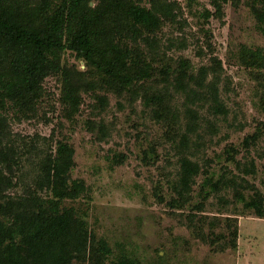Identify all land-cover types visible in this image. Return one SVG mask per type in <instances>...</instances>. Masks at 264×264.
<instances>
[{
	"label": "trees",
	"instance_id": "16d2710c",
	"mask_svg": "<svg viewBox=\"0 0 264 264\" xmlns=\"http://www.w3.org/2000/svg\"><path fill=\"white\" fill-rule=\"evenodd\" d=\"M260 1L263 6L255 7L254 14L264 30V0ZM229 2L211 0L213 10H194L190 1L189 13L198 19L202 40L187 32L192 23L178 1L0 0V264H85L88 259L89 207L70 204L88 197L85 182L72 178L74 148L56 140L55 134L21 136L12 128L14 121L36 114L44 95L43 82L60 71L58 60L66 41L88 63L91 74L88 81L83 72L65 75L61 91L65 117L72 120L78 113L84 88L106 93L96 96L102 108L110 106L109 96L119 99V110L129 106L132 114L138 115L140 105L142 115L163 130L160 147L167 153L160 155L154 142L143 151V162L159 171L153 194L161 204L177 210L192 207L199 187L200 211L213 198L223 201L222 211L230 210L227 195L233 194L247 209L263 216L261 191L247 179L257 174L255 162L236 160L239 150L230 146L224 153L235 170L226 165L217 173L218 161L208 154L221 133L220 124L230 115L223 93L231 89L206 26L211 19L223 22ZM168 24L172 28L170 51ZM194 43L197 58L212 62L211 68L197 67L177 55ZM4 49L14 51L8 70L4 69ZM240 58L261 86L259 109L264 114V51L245 49ZM123 98L127 105L120 103ZM261 136L257 131L246 137V151ZM202 147L206 152L200 165ZM30 156H34L31 165L36 174L26 182ZM125 159L114 156L118 164ZM18 188L25 192L13 193ZM245 192H251L254 199L247 202Z\"/></svg>",
	"mask_w": 264,
	"mask_h": 264
},
{
	"label": "rangeland",
	"instance_id": "374dc122",
	"mask_svg": "<svg viewBox=\"0 0 264 264\" xmlns=\"http://www.w3.org/2000/svg\"><path fill=\"white\" fill-rule=\"evenodd\" d=\"M170 1H178L184 7L185 17L192 23V28L187 31L189 35L194 34L203 40L198 33V19L189 13L191 0ZM192 1L194 10L204 7L213 10L211 0ZM262 4L260 0H230L225 5L223 22L211 19L206 28L212 32L218 65L224 67L231 89L223 93L230 115L220 124L221 133L214 139L208 154L218 161L214 165L217 173L226 165L235 170V165L226 162L224 153L230 146L239 150L236 160L241 163L253 160L257 174L247 179L261 191L264 206L261 86L250 68L242 65L240 58L245 49L264 51V30L254 14V8H261ZM165 32L170 51L172 28L169 24ZM68 44L66 41L58 60L60 71L43 82L44 95L36 114L32 118L28 115L21 121H14L12 128L21 136L38 134L48 137L55 134L56 140L65 141L74 148L72 178L83 180L88 187V197L70 202L76 207H89L90 240L85 264H264V207L261 217L255 209H247L243 202L229 194L230 210L222 211L223 201L213 198L206 204L207 209L200 211L199 187H196L195 205L185 209H171L156 199L153 192L159 171L143 162V151L153 142L158 143L160 155L164 156L167 151L160 147V143H164L162 128L142 115L140 105L136 107L138 115L132 114L129 106L119 110V99L109 96L110 106L105 104L102 108L96 96H106V93H92L84 88L78 113L72 120L65 117L61 97L65 75L83 72L88 81L91 74L88 63L80 54L70 50ZM196 49L194 43L177 55L197 67L211 68L212 62L197 58ZM13 52L4 49L6 70L10 67ZM211 79L209 74V83ZM120 103L127 105L124 98ZM207 106L203 113L202 144L207 128ZM257 131L261 133V139L246 151L244 139ZM205 152L202 147L200 165ZM116 154L126 157L123 163L114 161ZM33 157L28 159L26 182L29 178L33 180L36 174L31 165ZM201 180L202 176L198 178V184ZM24 192L25 189L18 188L13 193ZM164 195L170 199L166 188ZM245 196L247 202L254 199L251 192H245Z\"/></svg>",
	"mask_w": 264,
	"mask_h": 264
}]
</instances>
